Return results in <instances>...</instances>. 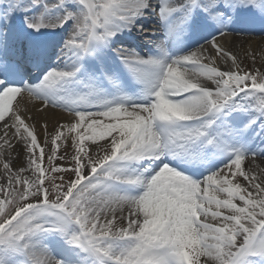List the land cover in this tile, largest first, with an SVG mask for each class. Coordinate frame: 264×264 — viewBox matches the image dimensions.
Wrapping results in <instances>:
<instances>
[{"label":"snow or ice","instance_id":"snow-or-ice-1","mask_svg":"<svg viewBox=\"0 0 264 264\" xmlns=\"http://www.w3.org/2000/svg\"><path fill=\"white\" fill-rule=\"evenodd\" d=\"M257 29L264 0H0V264H264V49L226 46Z\"/></svg>","mask_w":264,"mask_h":264},{"label":"bare ground","instance_id":"bare-ground-1","mask_svg":"<svg viewBox=\"0 0 264 264\" xmlns=\"http://www.w3.org/2000/svg\"><path fill=\"white\" fill-rule=\"evenodd\" d=\"M234 38H236V39H232L230 41V42H232L231 46L235 45V48L239 51H242V53L245 49H257V50L264 49V39H248L246 37H239V38L234 37ZM228 42H229V39L227 38L226 39V45ZM56 51L59 52L58 49ZM49 63H51V59H49ZM52 66H53V64H52ZM28 107L29 108L32 107V102H28ZM59 115H62V113H57L56 115H53L52 113L48 114L47 119L50 123V127L52 124L55 123L57 116H59ZM36 119H40V116L39 115L36 116ZM41 122H43V121H41ZM260 124H262V123H260ZM259 143H260V141H259ZM256 165H259V167H256ZM248 167L253 168L257 172L258 175H260L261 173H264V162H262V161H259V160L251 161L249 163ZM262 178H264V176H262Z\"/></svg>","mask_w":264,"mask_h":264},{"label":"rangeland","instance_id":"rangeland-1","mask_svg":"<svg viewBox=\"0 0 264 264\" xmlns=\"http://www.w3.org/2000/svg\"><path fill=\"white\" fill-rule=\"evenodd\" d=\"M57 31H60V30H57ZM252 35V34H251ZM228 39H229V42L227 43V45L226 46H229V47H231V43L232 42H230L232 39H236V38H234V37H232V36H229V37H227ZM226 38V39H227ZM239 38V37H238ZM246 38H248V39H264V38H261L260 36H256V35H253V36H251V37H246ZM61 40V37L58 35L57 37H56V39H55V41H60ZM62 46V45H61ZM197 46V45H196ZM193 47H195V46H193ZM59 50V49H58ZM241 52V55H243V53H242V51H240ZM55 63V62H54ZM55 66V65H54ZM40 78H42V77H40ZM33 82H39V79H37V80H35V81H33ZM32 83V82H31ZM258 128V129H257ZM262 129H264V126H256V131L257 132H255V131H251L250 132V134H249V136H250V138H251V140L254 142V144H255V141L256 140H258L260 137H258L257 135L259 134V133H261L262 131ZM260 136H264V134L263 133H261V135ZM256 145H258V144H256ZM59 163V162H58ZM249 163H250V161H246L245 162V166L246 167H248L249 166ZM237 203H239V202H237Z\"/></svg>","mask_w":264,"mask_h":264}]
</instances>
